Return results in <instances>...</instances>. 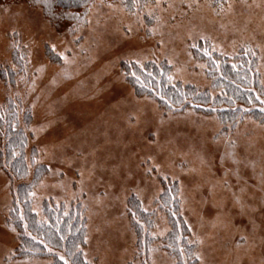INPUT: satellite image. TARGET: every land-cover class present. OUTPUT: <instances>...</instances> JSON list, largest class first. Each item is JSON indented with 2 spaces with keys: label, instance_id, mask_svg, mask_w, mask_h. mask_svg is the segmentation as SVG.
Returning a JSON list of instances; mask_svg holds the SVG:
<instances>
[{
  "label": "rangeland",
  "instance_id": "rangeland-1",
  "mask_svg": "<svg viewBox=\"0 0 264 264\" xmlns=\"http://www.w3.org/2000/svg\"><path fill=\"white\" fill-rule=\"evenodd\" d=\"M217 2L157 0L130 13L120 2L97 0L68 33L39 9L0 3V69H14L16 47L26 53L15 84L0 83V107L18 104L20 128L22 113L31 115L24 199L41 222L46 206L67 212L77 205L86 226L81 251L91 264H139L126 213L133 197L154 214L142 233L153 240L147 261L174 264L161 243L170 226L154 203L162 184L176 188L195 264H264V119L245 116L223 126L215 115L164 113L137 96L121 70L122 62L166 60L171 83L222 99V86L211 85L190 48L208 41L220 56L250 52L260 89L249 108L264 118V0ZM33 167L45 171L30 180ZM16 185L0 165V264H52L15 253Z\"/></svg>",
  "mask_w": 264,
  "mask_h": 264
},
{
  "label": "trees",
  "instance_id": "trees-1",
  "mask_svg": "<svg viewBox=\"0 0 264 264\" xmlns=\"http://www.w3.org/2000/svg\"><path fill=\"white\" fill-rule=\"evenodd\" d=\"M96 1L0 0V3L3 5L23 3L30 8L39 9L43 17L53 27L56 26L55 29L64 24L67 26L64 31L68 33L69 29L78 26L80 19L87 15ZM101 1L109 4L120 2L128 12L133 13L136 8L140 9L157 0ZM216 1L225 3L227 0ZM190 53L195 61L204 65L206 76L212 81L211 85L222 86L225 93L222 99L211 100L206 92L198 91L191 85L181 86L179 83H171L169 75L172 66L166 60L147 61L142 66L133 62H122L121 70L125 72L126 82L134 93L139 97L154 100L164 113L170 111L178 114L191 111L205 116L215 115L223 126L233 124L245 116L263 121L264 118L260 116L259 110L249 108L252 103H257L254 91L259 88L256 59L250 52L241 51L237 56L229 58L212 51L208 41H198L190 48ZM11 64L14 69L9 67L0 69V83L10 84L9 86L15 84L16 76L26 70L24 48L18 46L12 51ZM237 104L243 105L245 109L240 110L235 106ZM16 105H18L16 102L7 100L0 107V165L17 183L13 192V210L10 219L19 237L15 253L18 257L50 259L52 264H91L81 251L85 245L86 226L77 205L70 206L67 212L64 211L63 206L57 208L46 206L42 210L45 219L41 222L32 212L30 202L24 199L30 185L28 182L24 183L27 176L24 161L27 136L24 128L29 127L31 115L29 111L22 113L23 128H20ZM44 171L33 167L30 180H34L39 172L41 174ZM161 186V194L154 203L164 212L170 226L168 233L162 239V249L174 259V264H195L196 260L193 257L195 246L189 243L187 227L178 215L177 204H174L176 188L165 184ZM126 213L130 226L138 237L134 258L139 259V264H149L147 248L153 240L142 233L143 228L148 230L153 227L154 214L145 212L134 197L128 200Z\"/></svg>",
  "mask_w": 264,
  "mask_h": 264
}]
</instances>
